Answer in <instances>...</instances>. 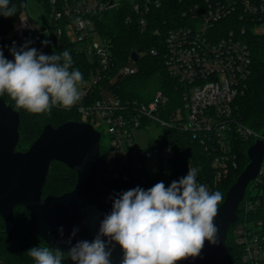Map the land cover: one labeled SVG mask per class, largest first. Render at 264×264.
<instances>
[{
	"label": "trees",
	"instance_id": "obj_1",
	"mask_svg": "<svg viewBox=\"0 0 264 264\" xmlns=\"http://www.w3.org/2000/svg\"><path fill=\"white\" fill-rule=\"evenodd\" d=\"M36 0L42 8L44 16L48 17L60 8L63 0ZM106 1L109 5L111 0ZM203 0H164L160 7H154L147 15V24L142 27L139 16L133 10V0H114L113 5L100 13L93 14L95 30L110 50L113 63L111 70L104 72L103 81L95 88L99 94L101 89H108L116 93L122 99L136 100L138 103H148L152 100L157 91H162L170 97L169 108H175L180 104L181 84L168 71L164 62V40L167 31L185 22L184 12H189L196 3ZM10 4L17 6V13L12 17L0 16V36L10 32L18 18L29 11V0H10ZM27 4V7H21ZM235 14L237 21L234 23L238 30L244 29L243 39L247 42L252 58V73L247 81L243 93L234 102V117L244 125L257 132H264V33L256 31V25L262 23L258 17L244 14L239 9ZM240 13L243 14L242 17ZM158 31V33H156ZM35 35V36H34ZM50 34L38 35L36 32L28 33L16 43L21 47L25 42L31 41L29 47H34L44 54L51 55L53 52L61 53L68 50L73 58V67L83 73V80L89 79L92 74L101 71L96 60L91 58L84 50L72 42L67 36H63L61 43L46 47H38L40 41H47ZM13 42L1 40L4 55L7 59H13L9 48ZM158 50L156 55L152 50ZM136 50L139 56L137 60L138 71L131 75L123 76L119 73L120 68L127 65L131 60V53ZM7 104L14 109V102L7 96H0ZM20 113L19 133L20 139L16 150L26 151L31 144L39 137L44 126L51 124L59 126L66 121H81L80 113L74 107L69 109L54 107L51 115L29 114L24 110ZM89 121V120H88ZM90 122V121H89ZM166 138L153 140L152 145L159 143L161 147L171 149L168 157L170 171L164 170L165 161L161 159L159 172L148 180L138 185L144 189L152 187L157 182L163 181L166 186L173 180H178L186 175L189 168H197V181L208 186L210 191L219 190L223 194L224 201L228 189L235 183L240 173L250 162L248 148L254 144L255 138H244L238 131L232 130L229 133L230 159L226 168L217 164L215 159L222 150L208 151L201 141L195 138L192 133L179 129H165ZM102 149V147H101ZM235 159L237 166H232L231 159ZM105 164L102 157L99 158L97 174V186L110 193H120L137 186L114 181L104 174ZM77 182V173L67 165L55 161L51 163L47 179L43 188V195H60L74 188ZM252 183V187L249 185ZM68 185L63 191H57L56 187ZM247 186L245 197L239 204L238 219L230 226L227 236V262L226 264H264V180L256 183L252 180ZM254 191H256L254 193ZM259 201L255 208L245 212L244 203L246 199ZM220 203V204H221ZM219 204V205H220ZM218 205V206H219ZM15 221L18 225V234L9 240L5 231V223L0 215V264H34L28 256L27 251L33 246H51L44 239L39 237L29 227V212L23 205L14 210ZM244 233L240 234L239 230ZM258 238L255 241V238ZM242 239H244L242 241ZM255 249L258 246L259 252L248 257V247ZM64 264H73L65 256Z\"/></svg>",
	"mask_w": 264,
	"mask_h": 264
},
{
	"label": "built area",
	"instance_id": "obj_2",
	"mask_svg": "<svg viewBox=\"0 0 264 264\" xmlns=\"http://www.w3.org/2000/svg\"><path fill=\"white\" fill-rule=\"evenodd\" d=\"M163 2L133 0V10L138 14L142 27L146 26L150 11ZM51 3L56 4L57 1L51 0ZM113 3L114 0L109 5L100 0H63L56 12L44 16L41 25H34L30 17L23 13L12 30L0 36V42H18L28 33L50 34L51 29L52 35L47 39L50 45L61 43L63 36H67L98 62L101 71L83 80V98L74 108L86 116L84 122L90 121L100 131L101 140L104 132L108 136L111 148L109 158L101 156L103 146L100 142V157L104 160L107 178L142 185L152 177L147 161L153 158L160 168L161 159L166 161L170 156L171 149L161 147L159 143H151L146 149L138 147L133 135L136 128L154 125L161 126L163 130L176 128L190 132L205 145L206 150H222L215 162L221 163L224 168L230 159L229 133L232 130L238 131L244 138H255V142L258 139L264 141V132H257L234 117L235 99L243 93L252 73L250 49L242 36L245 30L237 29L235 14L242 9L244 14L256 16L261 21L264 18V0H203L183 13L186 17L184 23L176 24L167 31L164 62L169 73L181 84L180 104L172 109L168 107L170 97L162 91H157L148 103L122 99L108 89L95 93V88L103 81L104 72L111 70L113 63L109 48L95 30L92 15L104 11ZM200 9L203 13H199ZM260 24L263 25L264 21ZM43 41L38 47H46ZM151 52L156 55L158 50ZM137 71V65H125L119 73L126 76ZM230 164L237 166L233 158ZM263 180L264 158L254 181L262 183ZM258 202L246 199L245 212L253 210ZM239 233H244V230L240 229ZM252 246L248 247V257L259 252L258 246L255 249Z\"/></svg>",
	"mask_w": 264,
	"mask_h": 264
},
{
	"label": "clouds",
	"instance_id": "obj_3",
	"mask_svg": "<svg viewBox=\"0 0 264 264\" xmlns=\"http://www.w3.org/2000/svg\"><path fill=\"white\" fill-rule=\"evenodd\" d=\"M21 7H27L22 4ZM17 6L0 0V16L12 17ZM31 41L9 48L7 59L0 46V96L7 95L17 111L51 115L54 107L71 109L83 98V73L73 67L68 50L44 54ZM47 45L48 41H43ZM197 168L166 186L163 181L144 189L135 187L113 193L111 211L103 214L92 240L73 239L74 227L64 240V228H57L60 243L67 252L54 246H33L27 254L34 264H64L67 256L73 264H113V252L122 253L119 264H180L202 256L205 243L218 245L219 228L215 224L219 190L210 191L197 181Z\"/></svg>",
	"mask_w": 264,
	"mask_h": 264
},
{
	"label": "water",
	"instance_id": "obj_4",
	"mask_svg": "<svg viewBox=\"0 0 264 264\" xmlns=\"http://www.w3.org/2000/svg\"><path fill=\"white\" fill-rule=\"evenodd\" d=\"M203 13V9L199 10ZM131 59L138 60L133 50ZM20 113L0 98V215L9 240L18 234L14 210L23 205L29 212V227L49 245L67 252L69 245L60 243L57 228L63 226L64 240L79 227L76 240H92L103 214L111 211L112 193L97 186L101 133L91 123L66 121L59 126L46 124L28 150L18 151ZM250 162L228 189L218 206L215 224L219 228L218 245L205 243L202 256L185 259L180 264H226L227 236L238 219L237 210L249 183L260 170L264 158V141L256 140L248 148ZM58 161L77 173L74 188L60 195H43L51 163ZM122 253L113 252V264Z\"/></svg>",
	"mask_w": 264,
	"mask_h": 264
},
{
	"label": "rangeland",
	"instance_id": "obj_5",
	"mask_svg": "<svg viewBox=\"0 0 264 264\" xmlns=\"http://www.w3.org/2000/svg\"><path fill=\"white\" fill-rule=\"evenodd\" d=\"M27 15L30 17L34 25L39 26L43 23L44 20V12L40 5L36 2V0H29V11ZM256 31L257 32H263L264 33V24H257L256 25ZM137 62L135 61H128L127 66L132 67L136 66ZM81 121H86L85 115H80ZM133 135L135 142L138 147L140 148H149L152 141L155 139H164L166 138V134L161 126H148V127H142V128H136L133 130ZM101 145L103 146L101 151V156L103 158H109L111 155V148L109 145V139L106 134V132L103 133V137L101 140ZM148 171L151 176H154L157 172H159V168L153 158L149 159L147 161ZM164 170L167 172L170 171V167L168 164V160L165 161ZM69 186L68 185H60L56 187L57 191H63L66 190ZM252 187V183L249 185V188ZM256 191H254L255 193ZM264 203V198H263Z\"/></svg>",
	"mask_w": 264,
	"mask_h": 264
}]
</instances>
